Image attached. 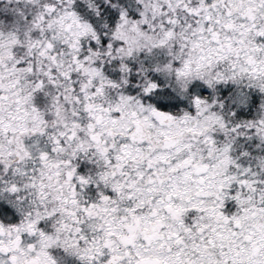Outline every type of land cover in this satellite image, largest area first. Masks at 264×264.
I'll use <instances>...</instances> for the list:
<instances>
[{
    "label": "snow or ice",
    "instance_id": "snow-or-ice-1",
    "mask_svg": "<svg viewBox=\"0 0 264 264\" xmlns=\"http://www.w3.org/2000/svg\"><path fill=\"white\" fill-rule=\"evenodd\" d=\"M0 264H264V0H0Z\"/></svg>",
    "mask_w": 264,
    "mask_h": 264
}]
</instances>
